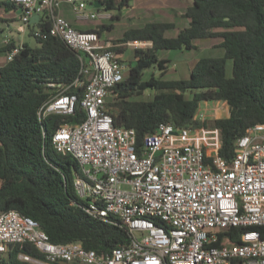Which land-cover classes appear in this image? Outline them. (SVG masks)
I'll return each mask as SVG.
<instances>
[{"label":"built area","instance_id":"obj_1","mask_svg":"<svg viewBox=\"0 0 264 264\" xmlns=\"http://www.w3.org/2000/svg\"><path fill=\"white\" fill-rule=\"evenodd\" d=\"M10 1L22 6L18 21L26 30L32 16L44 17L48 30L34 35L58 38L80 55L84 83L74 85H83L80 109L85 119L61 124L52 134V146L80 168L73 187L86 201L85 214L118 220L130 241L105 254L87 251L80 243L53 244L37 222L10 210L0 213V255L9 245L28 243L44 256L18 255L29 264H264V239L258 231H240L239 243L226 242L232 228L264 226V125L248 128L236 140L230 162L218 154L219 131L202 126L160 125L139 146L134 130L115 127L106 112L111 89L129 70L111 48L147 50L152 43L113 45L96 31L76 30L59 15L60 3H65L75 18L95 21L101 15L94 3L105 0ZM19 49L7 52L6 61ZM77 103L76 95L58 93L38 117L73 115ZM206 117L199 106L194 120L201 124Z\"/></svg>","mask_w":264,"mask_h":264},{"label":"trees","instance_id":"obj_2","mask_svg":"<svg viewBox=\"0 0 264 264\" xmlns=\"http://www.w3.org/2000/svg\"><path fill=\"white\" fill-rule=\"evenodd\" d=\"M188 1L187 26L175 37H166L175 28L173 23L149 22L126 30L115 41H150L152 46L133 52L124 80L111 89L106 112L115 127L134 130L139 146L160 125L217 129L218 154L230 162L236 140L248 128L264 125V0ZM128 2L105 0L97 10L117 11L114 19H119ZM0 7L16 17L22 11L20 4L10 0H0ZM49 25L44 17L28 24L29 40L18 46L19 53L11 61L0 66V213L14 210L31 218L53 244L80 243L87 251L110 253L129 243L127 229L116 219L101 221L85 214L86 201L78 198L73 187L74 178L81 176L80 168L73 157L57 153L52 146V134L61 124L82 123L85 115L80 109L83 85H74L77 80L84 83L79 74L80 55L58 38L34 35L37 30L47 31ZM111 29V25H98L89 31L100 34ZM210 39L220 40L222 56L199 58L187 79L162 78L169 61L159 58L160 52L196 50V41ZM32 40L36 41L33 46ZM14 47L10 41L0 53ZM149 69L153 73L145 78ZM147 90L152 92L151 99H141ZM58 93L76 95L74 114L40 120L39 110ZM203 102L226 103L229 116L200 124L194 116ZM246 230H256L264 239V226H254L230 229L226 242L239 243L238 233ZM19 254L44 259L26 243L9 245L0 255V264H29Z\"/></svg>","mask_w":264,"mask_h":264},{"label":"rangeland","instance_id":"obj_3","mask_svg":"<svg viewBox=\"0 0 264 264\" xmlns=\"http://www.w3.org/2000/svg\"><path fill=\"white\" fill-rule=\"evenodd\" d=\"M90 3L94 0H86ZM190 6L188 0H129L128 6H125L119 19H114L117 16V11L111 10L105 12L99 10V17L95 21L88 22L90 25H96L92 29H97L98 25L112 26L111 30H104L102 36L104 39H110L113 41L122 38L123 33L132 28H139L149 22L160 21H172L175 24L173 30L166 32V37L171 38L177 35V32L187 26V20L184 18V13L187 7ZM132 7V8H131ZM91 6H89V9ZM92 9V8H91ZM68 11V10H67ZM69 16L73 14L69 11ZM0 48L4 46V40L9 39L15 46H21L22 43L29 40L27 34L28 31L20 21L18 16L12 12H6L0 7ZM3 21V22H2ZM18 31H21L20 34ZM220 40H200L195 42L196 50L192 51H162L158 54L159 58L168 60L167 69L164 72L163 79L176 80L187 79L191 66L202 57H220L223 54V50L219 48ZM126 50L125 61L127 64L133 60V52L130 49ZM6 62V54L0 53V66ZM231 63L227 64V74L230 75ZM153 73L152 69H149L145 73V78ZM155 76L157 72L154 73ZM152 92L150 90L145 91L141 99H151ZM111 100V96L107 98V101ZM202 110H205L207 120H215L221 118H227L229 116V109L227 104L220 102H203L200 105ZM210 130V129H209Z\"/></svg>","mask_w":264,"mask_h":264},{"label":"crops","instance_id":"obj_4","mask_svg":"<svg viewBox=\"0 0 264 264\" xmlns=\"http://www.w3.org/2000/svg\"><path fill=\"white\" fill-rule=\"evenodd\" d=\"M128 6V5H127ZM132 8V7H131ZM68 10V11H67ZM71 12L73 14V12L71 11V8L66 5L65 3H60V6H59V15L64 18L73 28H75L76 30H79V31H89V30H96V29H92L94 26L96 25H90V23L88 22H91V21H86V20H81V19H77L75 18L74 14L73 16H69L68 15V12ZM101 15V14H100ZM39 20V19H38ZM18 21V20H17ZM160 22H168V23H173L172 21H160ZM174 24V23H173ZM175 25V24H174ZM140 28V27H139ZM20 34H22V32L18 31ZM104 33V31L102 32ZM102 33H100L101 35V39L104 40V41H109L110 43H112L113 45H119L121 44V42H115L113 40H110V39H104L103 36H102ZM119 48L121 49H125L123 47H118V46H115L113 48H111L113 51H115L117 53V57L119 59H122V60H125L126 58V50H123L121 53H118V50ZM157 75H158V72H157Z\"/></svg>","mask_w":264,"mask_h":264},{"label":"water","instance_id":"obj_5","mask_svg":"<svg viewBox=\"0 0 264 264\" xmlns=\"http://www.w3.org/2000/svg\"><path fill=\"white\" fill-rule=\"evenodd\" d=\"M94 7H95V8H100V7H101V3H99V2H95V3H94ZM38 19H39V16H38V15H34V16L31 17L30 23H31V24H32V23H36V22L38 21ZM35 43H36L35 40H32V41H31V45H32V46L35 45Z\"/></svg>","mask_w":264,"mask_h":264}]
</instances>
